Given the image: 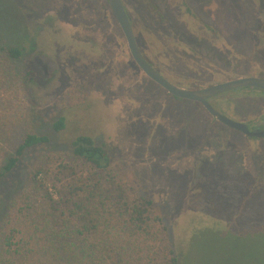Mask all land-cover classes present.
<instances>
[{"label": "rangeland", "instance_id": "1", "mask_svg": "<svg viewBox=\"0 0 264 264\" xmlns=\"http://www.w3.org/2000/svg\"><path fill=\"white\" fill-rule=\"evenodd\" d=\"M122 1L144 57L177 87L264 78V0ZM13 46L19 59L5 51ZM181 102L130 58L106 0H0V167L27 133L50 138L0 181V230L17 228L16 200L37 158L68 160L72 141L88 136L114 174L152 201L186 264H259L251 254L264 251V146H234L215 129L207 140L201 111Z\"/></svg>", "mask_w": 264, "mask_h": 264}, {"label": "trees", "instance_id": "2", "mask_svg": "<svg viewBox=\"0 0 264 264\" xmlns=\"http://www.w3.org/2000/svg\"><path fill=\"white\" fill-rule=\"evenodd\" d=\"M5 51L12 59L22 56L19 46ZM35 77L33 70L25 74L27 82ZM65 125L61 117L55 133ZM49 142L46 135H24L0 167V181L29 150ZM71 146L69 161L45 153L28 170V187L16 200L22 215L17 228L0 230V264H186V255H175L152 201L114 174L104 146L88 136ZM3 219L8 228L10 218ZM251 257L264 264V251Z\"/></svg>", "mask_w": 264, "mask_h": 264}, {"label": "flooded vegetation", "instance_id": "3", "mask_svg": "<svg viewBox=\"0 0 264 264\" xmlns=\"http://www.w3.org/2000/svg\"><path fill=\"white\" fill-rule=\"evenodd\" d=\"M121 2L123 4V7L126 11V14L129 18V21H130V24H131V27L133 30L131 17H130V15H129V13H128V11H127L122 0H121ZM138 49L141 52V54L143 55V53L139 47H138ZM143 57H144V55H143ZM149 65H151V64L149 63ZM151 67L155 71H157L152 65H151ZM159 75H161V74L159 73ZM246 77L259 78V77H255V76L246 75V76H241V77H238V78H235L232 80H236V79H240V78H246ZM259 79L264 80V78H259ZM148 81L152 85H154L155 87L161 89L159 86H157L155 83H153L149 79H148ZM229 81H231V80H229ZM218 84H220V83H218ZM211 86H213V85H211ZM208 87H210V86H208ZM205 88H207V87H205ZM202 89H204V88H202ZM187 90H199V89H187ZM235 90H236V93L231 98L227 97L226 92H228V91H226L224 93H221V94H218V95H215V96L209 98L208 103L215 111H217L221 115L225 116L229 120L244 124L246 126L247 130L249 131V133H251V135H246L240 131L231 129V128L221 124L220 122L216 121L214 118H212L203 109V107L200 104L194 103V102H188V103L191 105H195L196 107L195 106L194 107L197 108V110L201 111L203 118L205 119L204 121L207 122L206 125L207 126L210 125V127L208 126V136L206 138L207 140L210 139L209 137L212 136V132L215 129V130H223L224 133L227 134V137L229 139H232V142H234V146H237L240 143L243 144L244 148L245 147H253V146H256L257 144L259 145L260 143H262L264 146V137H257L259 134H262L264 132V91H261L259 89L250 88V87H242V88H238ZM162 91L165 92L164 90H162ZM169 96L177 104L181 105V103H182L181 101H184V100L174 98L171 95H169ZM184 102H187V101H184ZM232 103L235 104L234 105V111H233L234 116L229 114L230 110L228 108L229 105ZM185 106L188 108L187 105H185ZM188 115L190 116V114H188ZM194 116H192L194 119L198 118L197 112L194 113ZM187 127H188V125H187ZM205 130H206V128H205ZM204 134L205 133H203V137H206L207 133H206V135H204ZM234 136H237V137L235 138ZM258 145H257V147H258Z\"/></svg>", "mask_w": 264, "mask_h": 264}, {"label": "water", "instance_id": "4", "mask_svg": "<svg viewBox=\"0 0 264 264\" xmlns=\"http://www.w3.org/2000/svg\"><path fill=\"white\" fill-rule=\"evenodd\" d=\"M110 12L116 21L121 34L126 42L129 54L133 62L139 68V70L153 83L159 86L166 93L171 95L174 98L184 100L187 102H194L200 104L203 109L216 121L221 124L240 131L246 135H251L247 130L246 126L241 123L234 122L229 120L225 116L221 115L215 111L208 103V99L224 93L226 91L235 90L242 87H250L254 89H259L264 91V80L254 77L240 78L236 80L227 81L224 83L216 84L204 89L199 90H187L173 85L164 79L157 71H155L147 60L143 57L139 51L134 33L129 21V18L126 14V11L123 7L121 0H106ZM257 137H264V132L259 134Z\"/></svg>", "mask_w": 264, "mask_h": 264}]
</instances>
